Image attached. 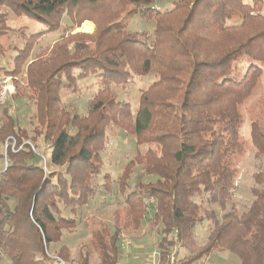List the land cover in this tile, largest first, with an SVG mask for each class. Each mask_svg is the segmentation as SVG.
Returning <instances> with one entry per match:
<instances>
[{
    "label": "trees",
    "instance_id": "obj_1",
    "mask_svg": "<svg viewBox=\"0 0 264 264\" xmlns=\"http://www.w3.org/2000/svg\"><path fill=\"white\" fill-rule=\"evenodd\" d=\"M154 4L0 0V40L11 30L7 11L46 27L27 39L20 28L25 40L16 48L13 69L0 68L16 83V92L0 110V150L5 148L0 153V264H46L48 251L62 243L64 231L79 226L73 215L97 195L101 153L111 127L133 136L138 148L119 178V191L130 187L127 182L137 166L141 176L156 177L147 183L139 180L138 191L126 203L136 228L147 221L149 232L159 233L160 264H168L175 240L176 264L215 251L233 253L242 264H264V168L253 176L251 204L241 211L233 202L238 176L234 161L246 143L243 108L264 77V3L179 0L169 12L154 9ZM130 7L137 10L135 15L155 22L153 36L129 31L122 19ZM85 21L96 25L94 33L76 32ZM63 23L59 40L35 53L43 36L59 31ZM4 51L0 43V55ZM151 74L157 81L141 93L134 114L113 87ZM90 76L101 78V89L89 115L81 117L63 107L61 93L75 92ZM10 97L34 102V133L49 142L50 163L36 152L38 137L29 138L19 126L7 106ZM250 114V141L261 161L264 99ZM146 144L157 148L142 153ZM111 179L105 175V187L112 186ZM204 222L208 232L201 245L197 230ZM106 235L102 230L92 233L99 264H118L130 244L118 229L109 241ZM181 250L188 255L178 259ZM58 253L69 260L66 246ZM89 258L81 251L77 264H89Z\"/></svg>",
    "mask_w": 264,
    "mask_h": 264
},
{
    "label": "rangeland",
    "instance_id": "obj_2",
    "mask_svg": "<svg viewBox=\"0 0 264 264\" xmlns=\"http://www.w3.org/2000/svg\"><path fill=\"white\" fill-rule=\"evenodd\" d=\"M179 0H155L153 8L162 12H169L174 8L175 3ZM264 3V0H262ZM247 4H252L253 0H245ZM134 7L127 8L128 14H124L123 23L128 25V29L131 32L144 33L147 36H153L155 30V22L146 20L138 15L134 14ZM9 13V27L11 30L6 37L0 40L1 45L5 48L3 54L0 55V68L4 66L6 71H11L14 65V58L17 55L16 48L20 49L24 44V36L19 32H22L20 28H24L26 32V39L31 35L41 33L46 30V27L42 24H38L25 17L19 18ZM264 13V6H263ZM123 17V16H122ZM86 23L93 25L92 32L80 31ZM66 24L63 23L62 28L57 32L47 33L43 36L42 40L36 46L34 52L38 50L48 48L59 40L64 33ZM96 25L91 21H85L80 25V28L76 32L82 33H94ZM19 33V34H18ZM33 52V56L35 53ZM8 64V65H7ZM244 64H242V68ZM6 73L3 70L0 71V78L5 77ZM20 77V76H18ZM157 78L154 74L146 77H135L132 83L124 86L113 87V92L117 95L121 101H126L131 105L132 111L135 114L139 108L141 93L147 90ZM102 80L99 76H90L77 85L76 91L71 92L63 90L61 93V100L63 107L74 114L81 117L89 115L90 107L93 98L98 94L101 89ZM16 85V83H15ZM22 87V85H19ZM254 96V95H253ZM264 99V77L260 83V89L258 93L252 97L249 103L244 106L243 113L245 117V126L242 130V137L245 139L244 152L236 157L235 165L238 169V176L236 181V190L233 202L237 207L243 211L248 205L251 204L252 195L250 190L254 185V175L264 168V159L259 161L256 158V151L252 148L250 141V124L252 115L251 110L256 104ZM8 107L12 109L13 106H17L14 111L15 119L18 121L19 126L26 129L29 138L38 137L35 135V122L33 123L32 116L36 113L34 102L26 99L14 101L11 97L8 99ZM36 152L38 154H44L46 156V163H50V149L49 142H47L43 136H39L34 140ZM157 147L153 144H146L141 147V152H147L148 149L155 150ZM49 149V150H48ZM4 151L0 150V153L4 154ZM138 148L136 146V140L133 136L121 133L117 127H111L108 130V139L106 141L105 149L101 153L103 164L102 174L96 181L97 195L95 199L90 203V206L81 208L77 211L76 215H73L79 226L72 231H64L63 241L55 247H52L47 254V258L44 259L46 264H54L56 260L52 258H59L65 264H77L80 260L81 251L89 255V264H99L98 253L95 251L92 245V233L105 231L106 240L109 241L116 229L121 231L122 238L130 242V246L125 248L121 252L118 264H149L152 255L157 251V244L160 242L161 237L159 233H150L149 224L143 222V228L138 227L133 220V216L129 214L126 200L134 192L138 191L137 182L139 180L142 183H147L151 180L155 181L156 177L152 178L143 177L142 169L137 166L133 169L130 179L127 185L130 186L126 189V192L121 193L119 190V178L124 171V167L129 161L135 158ZM48 169H52L51 166ZM111 176V185L105 187V175ZM126 185V186H127ZM143 195V192H142ZM148 200V199H147ZM150 206V205H149ZM152 207V205H151ZM150 208V207H149ZM146 210H148L146 208ZM150 211V209H149ZM69 213V212H68ZM70 216V215H69ZM72 217V216H71ZM207 224L204 222L202 226L198 228L199 244H203L207 237ZM197 234V235H198ZM66 246L70 250L69 260L60 256L58 251L61 246ZM143 246V247H142ZM188 255L186 250H182L179 253L178 259ZM39 260L42 257L39 255ZM1 264H11L9 260H4ZM189 264H242L240 258L228 251H215L209 257H204L199 260H195Z\"/></svg>",
    "mask_w": 264,
    "mask_h": 264
},
{
    "label": "built area",
    "instance_id": "obj_3",
    "mask_svg": "<svg viewBox=\"0 0 264 264\" xmlns=\"http://www.w3.org/2000/svg\"><path fill=\"white\" fill-rule=\"evenodd\" d=\"M16 92V85L15 81L12 76H5L0 78V110L3 104L6 102L7 98ZM15 107H12V113H14ZM1 115V112H0ZM7 166L6 160L4 162ZM124 243L126 245H129L130 242L127 240H124ZM178 241L175 240V247L173 249V254L171 256V259L168 261V264H176V258H177V250L179 247ZM53 260H56L54 264H65L61 259L59 258H52ZM149 264H160V254L158 251H155L152 255V259Z\"/></svg>",
    "mask_w": 264,
    "mask_h": 264
},
{
    "label": "bare ground",
    "instance_id": "obj_4",
    "mask_svg": "<svg viewBox=\"0 0 264 264\" xmlns=\"http://www.w3.org/2000/svg\"><path fill=\"white\" fill-rule=\"evenodd\" d=\"M93 25H91L90 23H86L84 26H83V29L82 30H80V31H90V32H92V30H93Z\"/></svg>",
    "mask_w": 264,
    "mask_h": 264
},
{
    "label": "crops",
    "instance_id": "obj_5",
    "mask_svg": "<svg viewBox=\"0 0 264 264\" xmlns=\"http://www.w3.org/2000/svg\"><path fill=\"white\" fill-rule=\"evenodd\" d=\"M124 18V17H123ZM123 20V19H122ZM42 40V39H41ZM37 46V45H36ZM36 48V47H35ZM35 50V49H34ZM143 247V246H142Z\"/></svg>",
    "mask_w": 264,
    "mask_h": 264
}]
</instances>
